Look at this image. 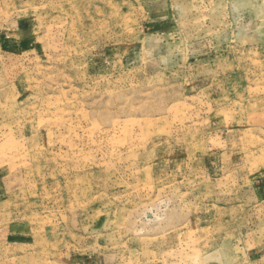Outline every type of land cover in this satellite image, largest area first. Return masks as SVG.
Segmentation results:
<instances>
[{
    "label": "rangeland",
    "instance_id": "obj_1",
    "mask_svg": "<svg viewBox=\"0 0 264 264\" xmlns=\"http://www.w3.org/2000/svg\"><path fill=\"white\" fill-rule=\"evenodd\" d=\"M0 264H264V0H0Z\"/></svg>",
    "mask_w": 264,
    "mask_h": 264
}]
</instances>
